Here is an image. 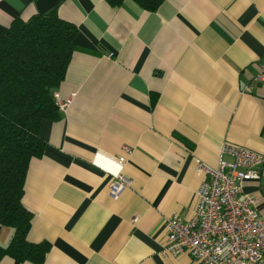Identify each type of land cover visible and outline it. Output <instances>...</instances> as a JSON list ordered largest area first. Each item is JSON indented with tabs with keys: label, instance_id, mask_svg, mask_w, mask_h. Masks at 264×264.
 <instances>
[{
	"label": "crops",
	"instance_id": "crops-1",
	"mask_svg": "<svg viewBox=\"0 0 264 264\" xmlns=\"http://www.w3.org/2000/svg\"><path fill=\"white\" fill-rule=\"evenodd\" d=\"M56 8L78 28L77 47L57 86L70 103L43 118V155L30 160L23 202L28 238L49 240L42 264H199L165 255L164 219L190 216L206 177L196 157L216 165L224 140L264 153V0H0V33L13 18ZM132 151V177L117 197L109 182ZM260 178L245 182L264 215ZM9 227V226H8ZM13 228L3 225L0 242ZM0 264H36L10 255ZM264 264V254L258 262Z\"/></svg>",
	"mask_w": 264,
	"mask_h": 264
},
{
	"label": "trees",
	"instance_id": "trees-1",
	"mask_svg": "<svg viewBox=\"0 0 264 264\" xmlns=\"http://www.w3.org/2000/svg\"><path fill=\"white\" fill-rule=\"evenodd\" d=\"M136 1L155 9L162 0ZM77 32L74 22L52 8L28 18L18 15L0 33V229L13 228L8 243L0 242V258L42 264L51 247L49 240L28 238L33 211L23 195L30 160L43 155L46 146L41 120L60 116L54 91L77 47Z\"/></svg>",
	"mask_w": 264,
	"mask_h": 264
},
{
	"label": "built area",
	"instance_id": "built-area-1",
	"mask_svg": "<svg viewBox=\"0 0 264 264\" xmlns=\"http://www.w3.org/2000/svg\"><path fill=\"white\" fill-rule=\"evenodd\" d=\"M255 78L264 81V53ZM54 97L59 109L72 99L61 97L58 91H54ZM122 148L124 152L118 156L121 169L109 182L113 197L132 183V177L124 171L132 148L127 143ZM221 153L231 157H221L216 165L195 158L196 170L206 177L196 190L197 201L190 216L174 211L165 217L163 254L188 253L199 264H246L262 259L264 215L258 207L259 199L244 186L247 180L261 177L264 153L229 140L221 144Z\"/></svg>",
	"mask_w": 264,
	"mask_h": 264
},
{
	"label": "rangeland",
	"instance_id": "rangeland-1",
	"mask_svg": "<svg viewBox=\"0 0 264 264\" xmlns=\"http://www.w3.org/2000/svg\"><path fill=\"white\" fill-rule=\"evenodd\" d=\"M5 226H7V225H5ZM7 228H10V227L7 226Z\"/></svg>",
	"mask_w": 264,
	"mask_h": 264
}]
</instances>
